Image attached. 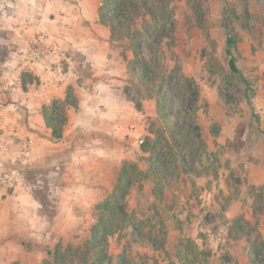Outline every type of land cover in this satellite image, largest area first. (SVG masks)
Returning a JSON list of instances; mask_svg holds the SVG:
<instances>
[{
    "label": "crops",
    "instance_id": "crops-1",
    "mask_svg": "<svg viewBox=\"0 0 264 264\" xmlns=\"http://www.w3.org/2000/svg\"><path fill=\"white\" fill-rule=\"evenodd\" d=\"M94 4L40 0L37 29L26 24L35 14L25 0H11L8 17L0 16L16 20V34H2L0 26V81L37 33L41 53L35 70L0 95V170L19 172L15 189L0 190V264H43L59 255L75 260L84 240L74 234L94 220L110 227L105 243L117 230L122 249L136 226L134 249L143 257L135 264H211L192 247L210 246L219 255L224 243L228 263L256 264L264 258V141L249 143L239 156L230 149L237 132L231 128L226 147L224 132L208 123L190 153L167 156L160 170L139 140L154 137L147 121L161 98L143 93L134 47L104 23L94 24L100 18ZM56 6L68 28L46 18ZM21 40V48L11 44ZM210 94L211 114L216 97ZM173 149L180 151L179 143Z\"/></svg>",
    "mask_w": 264,
    "mask_h": 264
},
{
    "label": "rangeland",
    "instance_id": "rangeland-1",
    "mask_svg": "<svg viewBox=\"0 0 264 264\" xmlns=\"http://www.w3.org/2000/svg\"><path fill=\"white\" fill-rule=\"evenodd\" d=\"M104 1L95 0V12L99 15L106 12ZM116 1L117 18L114 22L108 20L113 27L116 24L114 31L112 30L113 35L127 46L135 45L134 50L132 49L133 62L136 65H145L150 74L158 78V85L162 84L159 88L156 85L143 86V93L148 97L149 94L155 96L156 93V98H161L157 110L155 109L151 116L152 121H147V128L150 127L154 133L151 139L158 136L165 152L169 153L170 148L173 157H177L182 151L190 153L193 145L200 142L201 130L208 123L215 125L216 130L224 132L226 138L231 128L237 132L232 141L234 145L230 144V149L239 156L247 151L249 143L257 139L264 141V113L260 112L264 109V0H145L144 3L142 0H137V3H130V0ZM25 2L29 6L28 12L35 14L26 18L29 20L26 24L35 25L37 29L41 17L38 12L40 0ZM10 5L11 0H0L1 17H8L6 8L11 11ZM58 6L52 9L53 13H47L46 18L54 27L60 25L62 30L66 26L68 28L71 22H68L64 12H57ZM244 6L249 12L247 17L243 14ZM57 13L66 18L57 19ZM95 19V25L100 26L103 23L100 18ZM13 21L16 20L2 21L0 18L2 34H6V31L16 34V24L14 25ZM92 25L93 23H86L87 27ZM223 25L234 38L232 52L236 72H232L228 64L225 52L226 30ZM44 27L48 29L50 26ZM107 28L111 29L110 26ZM37 36L38 33L34 39L39 42ZM22 42L13 41L11 44L18 48L23 45ZM168 83L175 84L174 90L168 88ZM201 84L206 89L202 95L201 91L204 89L200 87ZM210 92L216 97L211 114L212 107L207 103V98L211 99ZM221 96L227 103L223 102ZM213 112L216 120L213 118ZM216 114H219V117ZM226 142V147H229V138ZM177 143L180 151L175 152L173 146ZM230 149L225 148L222 152H229ZM94 223L95 220L90 221V224H80L81 232L78 228L74 236L81 237L84 241H78V255L69 264H135L134 259L143 257L134 249L133 236L136 226L132 225L130 243L123 249L120 248L115 230V234L111 235L112 241L100 242L101 256L96 258L93 248L86 244L89 229ZM222 240L225 241L223 238ZM225 245L226 243L223 244L224 250L219 255L210 246L206 249L193 246L192 250L197 258L203 256L206 261L209 260L207 258H212L211 264H214L213 254L218 258L215 264H230ZM190 246L192 245L189 244V248ZM219 247L216 248L217 251ZM16 252L20 255V251ZM61 259L63 258L59 255L57 261L49 259L45 264H64ZM196 261L194 259L193 263ZM254 263L264 264V258L257 257ZM13 264L22 263L15 260Z\"/></svg>",
    "mask_w": 264,
    "mask_h": 264
},
{
    "label": "trees",
    "instance_id": "trees-1",
    "mask_svg": "<svg viewBox=\"0 0 264 264\" xmlns=\"http://www.w3.org/2000/svg\"><path fill=\"white\" fill-rule=\"evenodd\" d=\"M131 2L130 3H137V0H130ZM143 3L145 2V0H142ZM117 1L116 0H105L104 1V7L106 9V12H102L100 13V20L105 24V25H108L111 27V29H115L116 27V24L115 27H113V25L109 24L108 23V20H115V18H117V11H116V3ZM243 14L247 17L249 15V12L247 10V7L244 6L243 7ZM223 27L225 28L226 30V37H225V52H226V55H227V59H228V64H229V67L231 69L232 72H236L237 71V68L235 66V57L233 55V52H232V49L234 48V38L233 36L230 34V32L227 30V27L223 25ZM114 31V30H113ZM114 34V32H113ZM134 48H135V45H132ZM134 64L136 65V63L134 62ZM137 66V72L139 73V76H140V80H141V83L143 86L145 87H153V86H157V88H159L160 86L158 85V78L156 79V77L152 76L150 74V72L147 70L146 66H141L140 64L139 65H136ZM154 77V78H153ZM168 79H171V78H168ZM174 85L173 83H168V88L174 90ZM190 94H192V92H190ZM194 97V95H193ZM221 99L223 100L224 103H227L226 99L223 98L221 96ZM194 101V99H193ZM179 102V101H178ZM166 116V114H164V117ZM166 120V119H165ZM167 122H169L167 120ZM144 143V145L147 147V149H151L152 151V157L156 159V161L158 162V168L160 170H163V165H164V162L168 157L171 156L170 154V148H168V152H165V147H163L160 142H159V139H158V136L151 139L149 137H146L145 140L142 142ZM141 143V144H142ZM172 150V149H171ZM90 231L92 232V236L93 238L90 240L88 239V245H90L93 250H94V255H96V258H99L101 256V243L104 241V238H105V235L110 231V227L107 229V227H105V224H93V226L91 227ZM102 239V240H100ZM101 242V243H100ZM67 260H65L63 257V259H61V263H66L69 264L71 263V258L67 255ZM55 261H57L58 258H54ZM48 260L44 261L43 264L47 263Z\"/></svg>",
    "mask_w": 264,
    "mask_h": 264
},
{
    "label": "built area",
    "instance_id": "built-area-1",
    "mask_svg": "<svg viewBox=\"0 0 264 264\" xmlns=\"http://www.w3.org/2000/svg\"><path fill=\"white\" fill-rule=\"evenodd\" d=\"M52 49L57 53L58 46L52 44ZM41 59V53L38 47V40L31 41L19 51V59L16 63L14 70L6 73L3 80L0 82V95L10 90L15 89L21 82L25 73L33 72ZM1 134V130H0ZM140 143L143 140H139ZM31 140H27L22 144L21 150L27 151L30 146ZM1 151V147H0ZM19 172L15 169L0 170V190H13L15 189ZM208 194L205 195L207 197Z\"/></svg>",
    "mask_w": 264,
    "mask_h": 264
}]
</instances>
